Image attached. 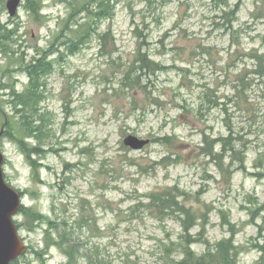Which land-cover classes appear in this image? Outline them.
<instances>
[{
  "label": "rangeland",
  "instance_id": "rangeland-1",
  "mask_svg": "<svg viewBox=\"0 0 264 264\" xmlns=\"http://www.w3.org/2000/svg\"><path fill=\"white\" fill-rule=\"evenodd\" d=\"M7 1L0 150L6 182L44 217L34 227L15 218L27 246L17 264H67L63 248L73 264H177L180 222L149 204L172 188L206 222L209 249L233 240L238 264H264V0H23L15 17ZM100 4L114 8L111 18L70 53L85 19L79 7ZM138 49L165 71H133ZM42 59L51 71L37 90L34 126L43 132L26 140L39 151L33 168L5 126L23 117L17 96L32 89L25 68ZM128 136L151 142L132 150ZM166 137L173 146L155 142Z\"/></svg>",
  "mask_w": 264,
  "mask_h": 264
},
{
  "label": "trees",
  "instance_id": "trees-1",
  "mask_svg": "<svg viewBox=\"0 0 264 264\" xmlns=\"http://www.w3.org/2000/svg\"><path fill=\"white\" fill-rule=\"evenodd\" d=\"M32 11L35 14H40L36 2L33 1L31 3ZM239 5L233 11L230 12V15L233 16L238 11ZM77 9H72L71 17H75ZM114 8L112 6H107L105 4H100L97 7V10H93L89 7H79V14L84 15V21L78 26V30L72 32L75 37L68 40L67 51L70 53L77 52L80 48L85 46L88 40L91 38L92 33H94V27L97 24L101 23L103 20H107L111 18V14ZM90 20V21H89ZM96 21V22H94ZM94 22V23H93ZM111 35V31L109 30L102 39H107ZM258 65H257V74L264 75V59L257 57ZM136 64H133V71H146L152 75L158 72H164L165 67L151 60L150 56L146 53H143L140 49H138L136 55ZM25 71L28 72L31 82V90L28 91L27 94L17 96V100L19 101L16 106H21L24 112L23 117L19 118L18 121L14 122L11 127L6 125L13 133L11 135L12 140L16 141L20 145L21 152L25 155L27 162L33 167L36 168V163L33 160V155L39 153L37 148L32 147L30 144L26 142L33 138L37 133H42V127H35L34 124L38 120L36 115L38 113V105L40 102L37 97L39 88L43 83L40 81L45 75H47L51 68L48 67L44 60H38L34 65H29L25 68ZM140 84V83H138ZM34 88V89H33ZM6 134V133H5ZM155 142H160L163 145L173 146V138L166 137L162 139H158ZM224 142V150H226V140H217L214 142L213 147L217 143ZM179 146H182V143H179ZM231 151H233V147H231ZM211 154V152H210ZM243 163V161H242ZM176 189H169L167 191L161 193H154L149 196V204L153 206V211H156L157 214H173L178 218L182 228V235L180 237L181 244L179 247L182 249V259L177 264H238V256L239 249L235 247L233 240H223L219 242L214 248H210L208 241L205 239L206 233V222L202 224H198V219L192 213L190 209H188L185 205L178 201V195L174 192ZM19 215H24L26 220L29 221L30 224L34 227L35 223H41L44 221V217L38 213V211L33 210L32 208L28 209L22 206ZM167 216V215H165ZM18 229L21 225H19L16 221ZM49 226L53 227V223H46ZM85 224V223H84ZM200 226V232L193 236L192 231ZM204 244L206 245V251L197 255L193 250L192 246L194 244ZM60 248L62 245H58ZM62 249V248H61ZM172 247L167 246L166 251L171 252ZM64 254L68 257L67 264H73L75 257L72 253L68 252L65 248L62 249ZM263 256L261 258L262 262H264V248ZM18 261V260H17ZM17 261L12 262L11 264H17Z\"/></svg>",
  "mask_w": 264,
  "mask_h": 264
},
{
  "label": "water",
  "instance_id": "water-1",
  "mask_svg": "<svg viewBox=\"0 0 264 264\" xmlns=\"http://www.w3.org/2000/svg\"><path fill=\"white\" fill-rule=\"evenodd\" d=\"M22 0H9L7 9L11 17L16 16ZM4 129L0 130V138ZM150 144V140L128 136L124 145L132 150H142ZM5 156L0 150V264H11L27 252L15 224V218L22 207L21 194L5 180Z\"/></svg>",
  "mask_w": 264,
  "mask_h": 264
},
{
  "label": "flooded vegetation",
  "instance_id": "flooded-vegetation-1",
  "mask_svg": "<svg viewBox=\"0 0 264 264\" xmlns=\"http://www.w3.org/2000/svg\"><path fill=\"white\" fill-rule=\"evenodd\" d=\"M8 2V1H7ZM7 4V3H6Z\"/></svg>",
  "mask_w": 264,
  "mask_h": 264
}]
</instances>
